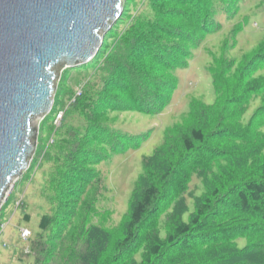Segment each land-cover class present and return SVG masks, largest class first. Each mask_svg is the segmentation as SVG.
Wrapping results in <instances>:
<instances>
[{"label":"trees","instance_id":"trees-1","mask_svg":"<svg viewBox=\"0 0 264 264\" xmlns=\"http://www.w3.org/2000/svg\"><path fill=\"white\" fill-rule=\"evenodd\" d=\"M240 2L133 0L123 10L119 42L103 59V69L95 72L73 103L68 97L59 126L53 122L58 110L51 119L53 106L42 119H51L53 133L43 151L44 163L37 164L44 166L42 187L52 195L45 202L53 205L54 213H44L39 231L27 239L28 264H54L47 244L56 234L59 259L91 264L118 229L121 238L114 251L121 258L122 250L128 249L130 257L117 264H264V41L238 61L227 55L229 38L216 51L204 45L222 28L218 14L231 18ZM239 30L240 24H234L233 36ZM204 48L214 100L192 98L186 123L174 126V135L165 132L163 142L144 157L118 229L102 221L89 225L85 221L94 218L101 180L96 166L135 147L133 139H139L116 129L111 114H157L171 102L179 85L177 73L189 68L196 51ZM255 101L258 105L244 118ZM78 157L84 164L78 169L81 179L62 174L79 167ZM70 180L81 186L57 195ZM90 186L94 190L88 196ZM69 202L82 213V220L71 218L54 230L58 209L62 205L66 214L64 204ZM28 216L25 213L24 218ZM79 243H86L83 251L77 249Z\"/></svg>","mask_w":264,"mask_h":264},{"label":"rangeland","instance_id":"rangeland-1","mask_svg":"<svg viewBox=\"0 0 264 264\" xmlns=\"http://www.w3.org/2000/svg\"><path fill=\"white\" fill-rule=\"evenodd\" d=\"M130 2H133V0H124V9L129 6ZM218 15V17L221 16L222 28L217 34L207 38L204 43L205 48L216 51L221 41L225 37L229 38L230 48L227 55L238 61L242 55L248 53L261 41H264V0H241L237 12L231 18H226L221 13ZM118 20L112 25V29L105 33L104 37L108 38L104 40L102 51L96 55L97 57L95 56L96 58L94 57L95 59L93 58L94 60L92 59L90 62L72 69L64 68L60 72L54 93L55 102L53 104V116L51 119H53L57 110L65 109L68 97H72L71 102L73 103L74 99L81 94L82 88L86 83L92 81L95 72L98 69H103V59L117 45L121 34L118 30L121 31L123 29L122 23H119ZM234 24H240V30L235 34L236 36H233L231 32ZM111 41L112 43L110 44ZM109 44L110 46L108 47ZM205 48L204 52L200 49L196 51V56L191 61L189 68L177 73L179 85L170 100L171 102L164 106L161 111L159 110L157 114H144L133 111L113 112L111 114L114 117L113 126L116 129L129 135H135L139 139H133V142L136 144L135 147L132 146L120 154L115 153L110 158L99 162L100 164L98 163L97 166L96 164L94 165L97 167L101 180L97 185L99 186V191L95 197L94 218L88 217L85 221L86 223L91 225L92 223L102 221L104 226L114 227L117 230L118 224L127 210L128 198L133 189L134 181L142 170L144 157L150 156L153 149L163 142L165 132L169 131L171 133L174 126L182 127L186 123L185 117H187L189 102L192 98L200 99L207 103L214 100L215 93L211 78L204 68V65L209 60V56L205 54ZM257 105V101L251 103L244 114V118L247 119ZM51 119L47 117L38 123L39 130L37 147L34 153L35 159L31 161V165L29 164L30 168H27L19 178L11 183L5 198L1 201L0 264H28L31 261V256L27 257L26 255L29 240L20 238V229H28L32 233V236H34L39 231L38 225L41 216L47 212L54 213L53 205H47L45 202V200L50 202L47 196L52 195L50 191H46V187H42L44 166L40 165L38 167L39 164H37L41 161L43 162V151L48 146L52 137ZM174 133L173 131L172 134L174 135ZM177 137L178 134L176 135ZM76 159H79L77 162L79 167L74 166L76 169L72 174H68L65 170L61 173L67 174V177H72L75 180H80L82 174L78 169H84V164L81 163L83 161L81 157ZM51 175L53 176L54 173L52 172ZM50 183L51 180H49V185ZM80 186L79 182L70 180L62 184L59 187L60 190L56 191V193L62 196L64 190V193L68 192L67 194H69L73 190L77 191ZM93 190L94 188L90 186L87 192L88 196H91ZM66 199L67 196L62 201ZM21 201L24 202L23 205H21ZM190 204L191 201H189ZM64 206L68 212L65 214L61 209V205L57 211L59 215L54 221V230L61 229L65 221L68 222L71 218H74L76 222L82 220V213L80 214L79 211L74 209L75 206L72 202L66 203ZM68 207L71 209H68ZM25 213L29 215L28 219L24 218ZM63 216L64 221L62 219ZM184 218H187V214L184 215ZM57 235H54L53 238L49 237L50 241L48 239L47 247L50 246L51 248H49L52 250L49 260L54 261V264L57 261H60L61 264H74L71 263L72 259L69 257L63 256L62 259H59L57 256ZM84 236L83 242H85L88 234L86 233ZM120 238L121 233L118 229L111 236V243L108 246H103V251L100 250L97 257L94 256L95 260L93 259L91 264H110L113 261V264H117L119 262L122 263L125 258L128 260L130 257L127 254L128 249L122 250L124 256L121 258V254L117 255L119 251H114L115 244ZM85 246L86 243H79L77 249L83 251ZM74 251L76 252L77 250L75 249ZM105 251L106 253H104ZM137 257L139 259L140 255L138 254Z\"/></svg>","mask_w":264,"mask_h":264},{"label":"water","instance_id":"water-1","mask_svg":"<svg viewBox=\"0 0 264 264\" xmlns=\"http://www.w3.org/2000/svg\"><path fill=\"white\" fill-rule=\"evenodd\" d=\"M124 0H0V204L27 170L64 68L90 62Z\"/></svg>","mask_w":264,"mask_h":264},{"label":"built area","instance_id":"built-area-1","mask_svg":"<svg viewBox=\"0 0 264 264\" xmlns=\"http://www.w3.org/2000/svg\"><path fill=\"white\" fill-rule=\"evenodd\" d=\"M63 112H64L63 110L57 111L56 116H55L54 121H53L55 127L60 125V121L62 119ZM51 142H52V139L50 138L49 143H51ZM30 234H31V232L28 229H20V231H19L20 238H22L24 240H27L30 237Z\"/></svg>","mask_w":264,"mask_h":264},{"label":"clouds","instance_id":"clouds-1","mask_svg":"<svg viewBox=\"0 0 264 264\" xmlns=\"http://www.w3.org/2000/svg\"><path fill=\"white\" fill-rule=\"evenodd\" d=\"M45 116H46V115H45ZM45 116H44V117H45ZM44 117H43V118H44ZM43 118H42V119H43ZM42 119H41V120H42ZM41 120H40V122H41ZM38 130H39V128H38ZM37 138H38V137H37ZM33 157H34V156H33ZM32 159H33V158H32ZM31 161H32V160H31ZM30 163H31V162H30Z\"/></svg>","mask_w":264,"mask_h":264}]
</instances>
